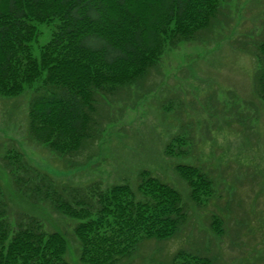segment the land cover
<instances>
[{
    "label": "trees",
    "instance_id": "1",
    "mask_svg": "<svg viewBox=\"0 0 264 264\" xmlns=\"http://www.w3.org/2000/svg\"><path fill=\"white\" fill-rule=\"evenodd\" d=\"M221 8L220 0H0V95L18 96L42 79L28 104V137L65 164L83 165L97 148L99 123H107L102 104L110 106L157 69L165 46L204 40ZM54 20L56 30L36 59L33 23ZM251 54L258 62L256 91L264 100V39ZM176 138L179 147L185 145ZM5 162L17 194L76 221L79 264H129L140 242L174 237L187 218L180 191L146 170L135 192L128 184L105 190L96 183L69 184L22 152ZM174 169L192 201L214 195L212 180L197 165L177 163ZM2 187L0 181V264H68L66 233L45 231L33 215L11 226ZM221 228L213 216L210 229L220 234ZM191 257L190 264H210L209 258Z\"/></svg>",
    "mask_w": 264,
    "mask_h": 264
},
{
    "label": "rangeland",
    "instance_id": "2",
    "mask_svg": "<svg viewBox=\"0 0 264 264\" xmlns=\"http://www.w3.org/2000/svg\"><path fill=\"white\" fill-rule=\"evenodd\" d=\"M220 3L204 40L165 46L157 69L110 106L102 104L107 123H99L103 130L97 148L83 165L65 164L28 137V104L42 79L18 96L0 95L1 200L11 226L33 215L45 231L65 232V258L79 264L76 221L13 189L5 157L15 151L69 184L96 183L102 190L128 184L136 192L139 173L146 170L180 191L187 218L174 237L140 242L129 264H190L197 255L210 264H264V100L256 91L258 62L251 54L253 45L264 39V0ZM33 25L37 34L31 49L39 59L58 22ZM176 137L185 145L179 147ZM185 162L212 180L214 195L207 201H192L189 187L175 172V165ZM213 216L221 222L220 234L210 229Z\"/></svg>",
    "mask_w": 264,
    "mask_h": 264
}]
</instances>
